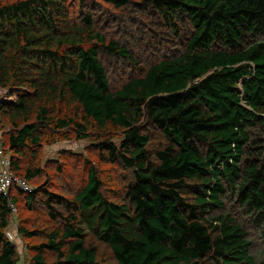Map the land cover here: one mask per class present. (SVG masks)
Returning <instances> with one entry per match:
<instances>
[{"label":"trees","instance_id":"16d2710c","mask_svg":"<svg viewBox=\"0 0 264 264\" xmlns=\"http://www.w3.org/2000/svg\"><path fill=\"white\" fill-rule=\"evenodd\" d=\"M0 88L31 189L0 192V264L9 203L25 264H264V0H0ZM64 130L125 171L115 199L88 160L42 180Z\"/></svg>","mask_w":264,"mask_h":264},{"label":"rangeland","instance_id":"374dc122","mask_svg":"<svg viewBox=\"0 0 264 264\" xmlns=\"http://www.w3.org/2000/svg\"><path fill=\"white\" fill-rule=\"evenodd\" d=\"M15 96L16 94L10 95L8 89L0 88V100H12ZM4 129L5 128L0 125V137H2ZM63 132H65L68 136L66 139L44 146L40 153L41 157L39 159V163L43 168L42 180L46 179V177L47 179L51 178L54 173H57L53 168L58 165H63L61 173L66 178H70L74 175H78L79 177L82 175L85 161L88 160L90 163L94 162L97 164L96 160L99 154H97L96 145L99 144V140L93 141L91 138L79 139L76 137L74 132H69L68 130H64ZM111 138V141L113 142H118L117 140H119V138L117 139V137H113V135ZM94 143L96 144L94 145ZM98 167H101L100 173L103 177L102 179L104 180L102 191L108 197L113 199L122 189V184L127 182L128 176L125 171L121 170L120 166L100 163ZM56 175L61 177L63 180L64 176H60L58 174ZM77 182H75V184ZM64 183L67 188H71V184H69V182L65 181ZM27 217L28 212L26 210L16 207V212H11L9 224L5 231L7 237L17 248L19 256L18 264H25V262L29 261V251L26 247L29 240L25 241V239L19 234V227L21 224L20 218H24L25 221ZM101 251H104L103 254H107V251L105 252L104 247L102 246L99 247V253Z\"/></svg>","mask_w":264,"mask_h":264},{"label":"built area","instance_id":"2783aa9c","mask_svg":"<svg viewBox=\"0 0 264 264\" xmlns=\"http://www.w3.org/2000/svg\"><path fill=\"white\" fill-rule=\"evenodd\" d=\"M13 182H16L22 191L29 192L31 190L25 182L12 174L9 169V158L3 154L0 146V192L8 196L10 186ZM8 206L11 212H16V206L11 203Z\"/></svg>","mask_w":264,"mask_h":264}]
</instances>
